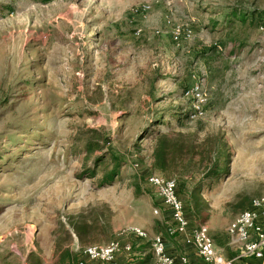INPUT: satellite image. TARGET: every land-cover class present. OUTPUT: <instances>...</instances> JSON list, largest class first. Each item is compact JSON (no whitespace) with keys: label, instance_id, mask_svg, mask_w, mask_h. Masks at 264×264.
Listing matches in <instances>:
<instances>
[{"label":"rangeland","instance_id":"1","mask_svg":"<svg viewBox=\"0 0 264 264\" xmlns=\"http://www.w3.org/2000/svg\"><path fill=\"white\" fill-rule=\"evenodd\" d=\"M237 11L264 13V0H0V264H61L67 247L77 262L69 216L106 222L111 241L130 228L170 240L146 183L158 132L226 143L228 175L190 223L221 239L264 193V17L229 24ZM197 84L206 102L179 128L173 115L193 110L181 91ZM89 131L124 163L110 187L101 170L78 176ZM189 176L168 177L182 196Z\"/></svg>","mask_w":264,"mask_h":264},{"label":"trees","instance_id":"2","mask_svg":"<svg viewBox=\"0 0 264 264\" xmlns=\"http://www.w3.org/2000/svg\"><path fill=\"white\" fill-rule=\"evenodd\" d=\"M233 17L235 19L229 24L239 23L240 26H244L248 23V25L254 26L255 21L260 22L262 20L264 13L237 11L234 12ZM187 91V88L182 89V99L185 98ZM187 109L188 111L184 113L173 115L179 128L185 124V121L189 120L191 114L189 106ZM88 133L97 135L95 131ZM95 135L88 137L82 143L81 152L84 157L81 163L83 166L78 176L84 179H95L98 170H101L102 177L98 179L99 186L110 187L118 177L119 170L124 163L106 151L104 138L100 134H98L99 136ZM143 139L144 137L140 140ZM147 149L151 151V167L160 176L182 178L194 175L196 177L190 189L184 192V196L180 194L178 185L177 195L184 203L186 215L193 217L195 222H204L206 218L203 217V213L208 212L209 203L202 197L203 194L214 190L222 178L228 175L230 152L226 143L216 136L206 137L201 143H197L196 133H179L169 137L166 133L158 132ZM106 161L108 164L104 165ZM67 221L68 226L63 230L67 233V238L71 235L76 238L78 249L83 250L91 244L95 245V243H109L114 237L108 224L102 223L97 217L87 220L82 216L75 218L69 216ZM167 234L164 232L163 236H167ZM59 248L61 247H56L57 250ZM76 259L77 256L73 255L71 249L67 247L61 253L59 263L69 261L74 264Z\"/></svg>","mask_w":264,"mask_h":264},{"label":"built area","instance_id":"3","mask_svg":"<svg viewBox=\"0 0 264 264\" xmlns=\"http://www.w3.org/2000/svg\"><path fill=\"white\" fill-rule=\"evenodd\" d=\"M149 10L148 5H143L135 12ZM180 33V31L175 32V40ZM182 33L186 38H190L192 31L185 29ZM187 94H191L193 100L190 120L200 112V107L206 102V98L198 84L187 91ZM146 183L170 213L171 226L167 229L168 235L181 236L185 244L192 245L203 264H237L247 259L264 260V193L252 199L249 208L239 213L227 227L226 234L235 251L234 257L227 258L215 247L206 225L191 226L188 222L184 203L177 195L178 183L175 179L151 174L146 176ZM154 214H158V211L155 210ZM122 236H129L131 241L126 245H121L118 240L102 245H90L83 249L82 258L76 264H110L120 252L132 254L133 243L139 242L149 245L152 264H176L175 260L166 253L165 242L160 235L149 236L141 229L130 228L124 231ZM180 263L187 264V259L182 258Z\"/></svg>","mask_w":264,"mask_h":264},{"label":"crops","instance_id":"4","mask_svg":"<svg viewBox=\"0 0 264 264\" xmlns=\"http://www.w3.org/2000/svg\"><path fill=\"white\" fill-rule=\"evenodd\" d=\"M194 179H196V177L194 175L187 177L186 184L191 187L194 183V182H192ZM218 184H217V187H218ZM189 189L190 188H187V191ZM250 202H251V199L248 198L246 201V204L241 206L238 211L241 210V212H242V211L248 209L250 206ZM187 220L189 223H191L192 220H194V219H193V217H191L189 215V216H187ZM170 238H171L170 240L164 241L166 253L175 260L176 264H181L180 260L182 258L187 259V264H203L202 261L200 260V258L198 257L195 248L192 245L185 244V242L181 236L176 237V239L173 237H170ZM212 238H213L215 247L223 256H225L227 258H232L235 256V251L232 248V246L230 245L229 238L226 234V229H225L224 234L221 237V239L217 236L215 237V235H213ZM74 239H75L74 243H76V248L78 249L79 247L77 245V240L75 237H74ZM116 240L120 241L121 245H126L129 243V241H131V239H128L127 237H124L122 235L118 236L116 238ZM133 241L134 240H132V242ZM104 244H106V243H104ZM133 244H134V249H133L132 254L128 255L124 252H120L116 256L115 260L110 264H152L153 259H152L151 253H150V249L147 248V246L145 245L146 243L139 242L138 244L137 243H133ZM98 264H103V263H98ZM237 264H264V260L247 259V260H241Z\"/></svg>","mask_w":264,"mask_h":264}]
</instances>
